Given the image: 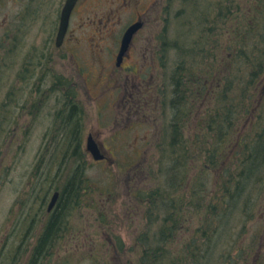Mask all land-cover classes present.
I'll return each instance as SVG.
<instances>
[{"label":"rangeland","instance_id":"1","mask_svg":"<svg viewBox=\"0 0 264 264\" xmlns=\"http://www.w3.org/2000/svg\"><path fill=\"white\" fill-rule=\"evenodd\" d=\"M64 2L0 0V264H12L9 259L15 252L21 254L17 264L27 263L49 219L47 206L53 193L63 191L65 183L75 174L77 178L82 174L78 204L73 207L71 203L73 210L67 224L50 251L39 257L38 264H64L66 260L70 264H135L141 258L136 247L143 242L154 246L162 243L159 232L164 225L160 221L173 222L175 201L186 211L177 230L178 240L183 243L206 216L201 215L204 210L189 212L191 200L203 203L204 199L210 200V204L221 200L217 198L220 188L213 182L212 170L204 175L207 184L201 181L197 191H192L188 184L196 171L192 165L197 167L193 158L199 145L204 146L201 141L208 131V109L214 106L211 97L204 99V78L212 76L206 69L212 68L206 65L204 51L218 59L214 78L221 85L234 80L236 87H240V80L249 76L248 67L245 60L232 58L230 47H237L239 36L245 35L243 22L248 21L251 26L259 18L244 48L249 56L254 55L251 60H264V13L259 17L262 6L264 11V0H79L68 38L64 46L57 48L55 39ZM217 2L233 10L232 22L217 17ZM149 6L151 10L146 19L150 22L135 35L124 64L139 62L152 68L157 59L159 66L156 70L150 69V73L160 74L164 80V88L159 93L163 104L171 96L172 76L189 86V89L183 88L184 93L182 89L178 92L181 96L177 99L180 100L177 105L185 111L181 112L182 118L189 123L183 135L188 137L187 146L191 149L188 152L185 144L180 146L187 160L189 156L188 162L176 161L171 152L163 159V149L156 144L160 138L155 119H162L164 126L169 123L176 109L172 102L165 104L161 116L154 113L147 118L141 114L127 123L125 115L118 113L125 104L121 97L96 93L108 83L105 74L110 69L117 70L115 59L124 32ZM204 9L207 14L210 11L207 16ZM154 45L158 48L156 52ZM98 53L101 60L95 58ZM98 63L104 66L99 68ZM263 68L264 61L258 72L264 74ZM148 72L146 69L145 73ZM113 76L116 74L111 79H115ZM85 77L90 78L89 82ZM57 78L63 81L56 82ZM67 85L69 95L75 93L79 100L77 137L83 145L81 158L71 155L72 150L66 149L69 143L63 138L72 129L66 126L70 113L63 114ZM239 89L225 99L227 120L233 121L237 131L231 128L234 137L226 142L222 165L233 169L242 150L232 139L241 130L256 133L264 125V117L258 123L255 115L245 114L248 107L242 104L240 94L235 93ZM256 89L257 92L253 89L255 97L263 96L264 81ZM86 92L97 96L95 104L85 98ZM234 97L240 106H232ZM101 103L106 105L100 106ZM88 132L94 133L98 144L105 143L100 147L108 148L104 149L107 160L95 161L88 152ZM194 147L196 151H192ZM257 160L259 167L254 176L243 181L242 199L231 207L228 199L227 208L219 210L213 229L204 226L214 239L222 237L215 243V252L222 255L216 264H264V160ZM176 162V166L180 165L173 168ZM219 172L216 181L225 173L222 169ZM172 173L177 181L171 189L172 184L168 182L173 179ZM137 184L140 192L134 188ZM169 189L173 201L160 203L147 199L146 193H169ZM183 195L184 203L180 198ZM221 216L226 217L221 219ZM177 218L181 219L180 213ZM256 235L262 238L258 242H254ZM118 239L123 241L124 251L113 254L108 244L117 247ZM252 244L256 261L248 255L253 253ZM181 248L176 250L180 252Z\"/></svg>","mask_w":264,"mask_h":264},{"label":"trees","instance_id":"2","mask_svg":"<svg viewBox=\"0 0 264 264\" xmlns=\"http://www.w3.org/2000/svg\"><path fill=\"white\" fill-rule=\"evenodd\" d=\"M252 10L255 12V9ZM209 13L210 11L208 12V14ZM232 13L233 10L229 6L223 7V4L218 3L217 11L215 12L218 18H220L221 20L225 19V22H232L234 18ZM260 13L261 14L259 17H261L264 13L263 6L260 10ZM208 14L204 9V16H207ZM258 20L259 18L256 20V23L252 24L251 26L250 23L248 24V21L243 22L244 29L246 30L245 35L239 36L240 42L238 43L237 47H230L229 53L230 55H232V58L237 59L239 57L245 60L248 67L249 76L248 78L244 77L240 80V84H242L240 87H236L235 81L231 79L227 84L221 85V83L218 82L216 78H214L215 72L213 73L214 70H217L216 65L218 64V59L215 58V56L207 53V51H204V60L206 62V65L212 68L208 69L206 67L207 71H209V74L212 76L207 79L204 78V99H208L209 97H211L214 100V106L208 109V120L206 121L208 131L205 132L204 138L201 141L202 143H204V146H202L201 144L199 145V150L193 158L194 164L197 167H194V165H192L191 168L195 169L196 171H194L192 180H190L188 184L190 188H192V191L195 192L201 188V181H204L205 174H209L212 170L214 172L213 178L218 179L216 174L220 173L219 170L222 169L225 172L223 175H221L223 176V178H220V180L217 181L213 179V182L217 183L215 185L220 188V193H218L219 197H217L218 199H221L220 202L213 201L210 204V200L206 201L204 199V203L201 200H191V209L189 210V212L196 210L199 213L201 210H204L201 215L206 216H203L201 219L202 225L194 229L192 235L190 237H186L182 243V240H178L179 232L177 230L179 229V224L182 219H185L184 214L186 213V211L180 207V204L177 203V201H175V209L173 211L174 214H172L173 216L171 215L173 218V222L170 223L167 220L160 221V223L164 225L163 227H160L159 232L162 238V243L160 245L154 246L152 244L143 242L142 245L136 247V251L138 250L139 256L141 258L140 262L137 261L135 264H216L217 258L219 260V256L220 258L222 257L221 254H217V252H215V243L222 239V237L217 236V238L214 239V235L211 232L206 231L204 229V226H209L210 229L213 227V225L215 226V223L218 220L217 216L219 215V210L221 208H224V211L226 210L228 199L230 200L228 201L229 207H231V204L235 206L238 203V200L242 199L244 191L243 181L249 177L254 176L256 168L259 167V162L257 159L262 158L264 160V129L261 128L256 133L248 134L241 130L238 135V142L239 148L242 150V154L237 166L233 169L230 166L222 165V161L224 160V157L226 155L224 154V152L226 153L227 150L226 142L230 141L232 135L234 137L231 128L234 132L237 131V128H234L235 126L233 121L229 119L227 120L226 116L227 109L225 107V99H227L228 94L240 88L235 93L240 94V100L242 104L248 107L245 114L247 116L251 115L252 117L255 114L256 116H258V114L254 112V108L256 106L255 101H260L259 98L261 97L259 95L255 97L253 89L255 87V90L257 92V85L260 82L264 81V74L258 72L260 69H262L264 60L257 62L251 60L254 55L249 56L244 48L247 42L248 34L252 31V29L256 28ZM204 24H207L206 20L204 21ZM260 33L261 32H259V35ZM177 86L179 89H181L185 87V84L181 80L177 79ZM180 96L181 95L178 94L177 99ZM179 101L180 100H174V105L176 108L175 116L172 117L169 123H166V125L162 127L161 134L160 136H158L160 140L159 142H156V144L161 146V149H163L162 153L165 156L163 157V159H165L171 152V156H174L176 158V161H178L179 159H183L188 162L189 156L187 160V155L185 156L184 149L182 151L180 149V146L182 144H185V151L188 152L189 149H191L190 146H187L188 137H185L183 135L184 129L189 126V123L187 124L186 118H182L183 114L181 112L184 113L185 111L180 105H177V102ZM233 104L240 106L239 100L236 99V97L233 98L232 106ZM233 110L234 109L232 107L229 108V111L231 113H233ZM70 125L71 118H68L66 126L70 127ZM67 133L68 134L63 137L69 143L67 144L68 147L66 149L72 150L71 155L73 157L80 156L81 158L83 155L81 151L83 145L81 139L78 141V133L75 134V129L73 128L69 129ZM197 141H200V139L198 138ZM232 141L237 143L234 139H232ZM196 149L197 147H194L192 151H196ZM191 156L193 157L192 152ZM200 161L201 164L199 163ZM176 164L177 162L175 163L173 168L180 165L178 163L179 165L176 166ZM189 168L190 167L187 164V173H189L190 171ZM198 169L199 171L197 172ZM81 176L80 178H77V174L73 175L72 178L65 183L64 190H59L61 193L59 202L54 212L49 215V219L46 220L44 228L40 232V236L37 238V244L34 245L33 250L31 251L30 258L26 264H38L39 257L46 250L50 251L51 245L56 240L57 235H60L61 231L64 229L63 227L67 224L66 220L72 213V208L75 207L76 204H78V201L76 200H78L77 198H79V193L82 188L81 184H79L80 181H82ZM171 176L173 179H170L168 184H172V189L176 185L175 183L177 181V178L175 177L174 173H172ZM204 184H207V182L204 181ZM134 188L136 190L139 189L136 192H140V184L134 185ZM171 189H169V193H166L164 191H162V193L156 191L151 192V194L146 193L148 194L147 199H149V201L160 203H165L170 199L173 201L174 199H172L170 195ZM139 195L140 194L138 193L137 196ZM180 198L184 203L185 195ZM195 199H197V196H195ZM71 203L74 204L73 207H71ZM184 206L187 209V204H184ZM177 207L181 208V210H179ZM182 210H184L185 212H181ZM179 213L181 219L177 218L178 220H176V217L179 215ZM225 217L226 216H221V219H224ZM260 239L262 238L259 235H256L254 238V242H258L260 241ZM248 244H250V242ZM108 245L110 246V251L113 254H119L120 252L123 253L124 251V244L121 239H118V246L116 245L117 247L112 244ZM254 245L256 244L254 243ZM177 247H182L180 252L176 250ZM251 249L253 253H248V255L252 258V260L254 259V261H256V253H254L253 244ZM11 254L7 255V257H9ZM20 255L21 254L19 252H15L12 255V258L9 260H11L12 264H17L20 260ZM112 263L116 264L115 262ZM112 263L109 262L108 264ZM64 264H70V262L66 260ZM120 264H123V262H121Z\"/></svg>","mask_w":264,"mask_h":264},{"label":"flooded vegetation","instance_id":"3","mask_svg":"<svg viewBox=\"0 0 264 264\" xmlns=\"http://www.w3.org/2000/svg\"><path fill=\"white\" fill-rule=\"evenodd\" d=\"M151 8L150 6L146 8L142 13H139V15L136 17L135 22L141 21L143 23V28L147 26V23L150 22L146 17H148L149 12ZM154 13V11H153ZM141 32V31H140ZM139 32V33H140ZM136 40V36L134 40L132 41V44H134ZM66 42V41H65ZM65 44V43H64ZM132 47V46H131ZM131 47L127 53V55L123 58L122 62L118 63L115 61V66L117 70H111L110 73L105 74L108 78V83L104 84L102 87V91H96V93L100 96L101 94L104 93L106 97H109L110 95H114L117 97H121L124 101V109L120 114L121 116L127 118V123L130 122V120L133 118V116H140L141 114L143 116L151 117L152 114L158 113L160 116L163 113V107H166L165 104L162 103L163 97L159 95L161 93L162 89L164 88V80L160 78L158 75H153L150 73L152 70H156L159 64L156 62L157 59H155V62L153 63V67L146 68L144 64L140 65L139 62L136 63H131V64H124L125 60L129 56V52L131 50ZM154 52L158 50L157 46L154 45L153 48ZM156 54V53H155ZM96 60H101V55L98 53V55H95ZM116 60V59H115ZM97 62L94 63V67L98 70L97 67ZM148 63V62H147ZM99 68L100 66H104L103 63H98ZM150 65V64H149ZM146 69H149V72L146 74L145 71ZM152 69V70H150ZM159 69V68H158ZM115 73L116 76H113L115 79H111L112 74ZM100 74V71L98 72V75ZM92 78L91 76H88ZM85 77L86 81L89 82L90 78ZM146 78L151 79L148 81ZM100 79V77H99ZM58 81H63L60 78L56 79V82ZM115 82V84H111ZM170 88V86H169ZM86 91V90H84ZM171 94L174 96L177 92V87L175 85H172ZM66 106L65 110L63 111V114L68 111L70 113V118H71V125L73 129H75L76 133H79L80 130V118H79V100L78 96L73 93L72 95H69L68 89H66ZM85 98L89 100L90 104H95L97 96L89 95L88 92L85 94ZM106 104H100V106H104ZM99 113H101V110H99ZM77 115V117H76ZM156 121V127H159V132L158 136L161 134V129L164 126V121L162 119H155ZM93 132V131H92ZM93 135L94 133L88 132V137ZM83 138V137H82ZM80 139L78 138V141ZM82 142V140H81ZM99 145L105 146V143L99 142ZM104 149H108L106 147H103ZM107 160V159H106ZM61 195V193H60ZM55 210V209H54ZM49 212L47 216L51 215V213L54 212ZM48 212V211H47Z\"/></svg>","mask_w":264,"mask_h":264},{"label":"water","instance_id":"4","mask_svg":"<svg viewBox=\"0 0 264 264\" xmlns=\"http://www.w3.org/2000/svg\"><path fill=\"white\" fill-rule=\"evenodd\" d=\"M76 3H77V0H67V2L65 4V7H64L63 12H62V22H61V27H60V31H59V37H58V42H59L58 44L59 45H60V42H62L64 35L67 31L69 19H70L72 10L74 9ZM138 28H139L138 25H134L131 28H129L128 31L126 32V34L123 38L122 48H121L119 58H121L124 55V53L127 51L129 44H130V41H131L133 35L138 30ZM88 149L92 153V155L94 156V158L96 160H102L105 158V156L102 154L99 146L97 145V143L92 138L89 139ZM58 197H59V194L56 193L54 195V197L52 198V202H51L50 208H49L50 210L56 204Z\"/></svg>","mask_w":264,"mask_h":264}]
</instances>
